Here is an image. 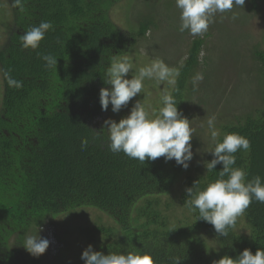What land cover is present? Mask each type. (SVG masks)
Instances as JSON below:
<instances>
[{"label": "trees", "instance_id": "1", "mask_svg": "<svg viewBox=\"0 0 264 264\" xmlns=\"http://www.w3.org/2000/svg\"><path fill=\"white\" fill-rule=\"evenodd\" d=\"M132 1L139 0H24L20 12L9 0L14 27L0 49V264H42L23 247L25 236L47 220L81 208L97 209L114 222L84 231L93 250L105 255L146 252L156 264H172L173 257L181 264H214L224 256L235 259L245 249L253 254L264 249V203L253 201L242 215L248 234L237 232V219L226 238L199 220L198 210L187 203L186 189L199 181L203 190L219 179L222 164L209 173L196 166L200 174L193 175L192 166L184 169L174 159L142 163L109 150L104 122L111 105L103 111L100 104L101 89L111 87L104 81L106 70L114 55L130 53L155 27L150 3L147 14L138 11L139 21L130 28L114 20L115 7L125 2L126 14ZM263 1L248 0V7L259 11ZM41 21L52 22L55 31L46 34L39 49H22L20 37ZM205 46V35L193 40L170 90L189 121L193 78L211 67ZM38 53L54 56L58 66L47 68ZM253 57L260 64L263 104L226 118L219 141L230 133L250 141L249 150L235 154L234 165L249 180L257 175L264 179V50L255 48ZM4 71L23 86L10 88ZM85 139L88 145L82 148ZM213 158L210 154L208 162ZM180 183L179 203L193 214L192 223L171 220L175 200L166 197ZM80 254L66 264H85Z\"/></svg>", "mask_w": 264, "mask_h": 264}, {"label": "clouds", "instance_id": "2", "mask_svg": "<svg viewBox=\"0 0 264 264\" xmlns=\"http://www.w3.org/2000/svg\"><path fill=\"white\" fill-rule=\"evenodd\" d=\"M176 7L180 10V32L188 31L193 36L203 35L215 22L216 14L233 12L234 8L243 7L245 0H175ZM12 6L20 12L25 11L24 0H12ZM222 19L226 18L223 15ZM232 19H236L233 14ZM55 31L52 22L41 21L38 26H33L20 37L22 49L37 50L49 31ZM59 42V41H58ZM38 56L45 61V66L54 69L58 66V60L52 55ZM134 65L129 56L114 55L108 66L104 79L110 88H102L100 91V104L103 111H108L112 106L114 113H119L123 107L145 91V79H155L166 85H175L176 77L180 73L169 67L162 59L156 58L149 65L141 67L138 73L131 79L126 76L132 72ZM4 80L10 88L19 89L23 82L14 79L10 71L3 72ZM203 80L202 74H196L193 78L194 85ZM178 91V89H177ZM163 107L158 115L151 106H146L142 101H137L132 107L130 115L122 118L118 123L112 119L104 122V128L108 132L107 143L109 150L114 153H123L129 158L138 159L144 163L146 160L155 161L164 157L166 162L176 161L178 166L184 169L189 167L193 159L191 139L195 128L192 121L184 117L178 110L175 96L165 87L162 90ZM216 116L208 117L207 124L211 129L212 139L215 141L219 132L215 127ZM94 131V130H93ZM96 132L99 136L100 132ZM88 145L87 139L81 143L82 148ZM250 141L238 133H230L224 136L222 142L215 145L211 152L214 158L206 162L207 173L222 164L219 171V179L199 189V181L194 186L186 189L187 201L190 206L199 212V220L211 224L218 236L228 237L229 228L236 225L238 217L243 215L253 201L264 203V179L257 175L247 179L248 173L236 164V153L250 149ZM225 177H227L225 179ZM198 220V221H199ZM40 229H38V232ZM54 241L53 237H49ZM56 245V243H54ZM50 241L39 235H26L23 247L33 256L39 257L48 250ZM82 260L85 264H156L155 258L150 253H127L94 251L92 246L83 252ZM172 264H181L179 257H173ZM214 264H264V249H258L255 254L250 249H245L237 258L224 256Z\"/></svg>", "mask_w": 264, "mask_h": 264}, {"label": "rangeland", "instance_id": "3", "mask_svg": "<svg viewBox=\"0 0 264 264\" xmlns=\"http://www.w3.org/2000/svg\"><path fill=\"white\" fill-rule=\"evenodd\" d=\"M147 3H150L149 10L154 12L156 18L155 27L145 39L136 42L130 53L125 54L129 56L134 65L132 72L126 76L127 79H131L133 74L138 73L139 68L149 65L156 58L162 59L169 67L178 71L187 57L193 40L198 37L203 38L205 35L204 55L211 67L208 66L210 70H205V73H202V69L196 73L202 74L203 80L196 82L192 96L191 123L195 132L190 141L193 159L188 167L192 166L191 174H200V171L206 170L205 164L209 161L216 143L220 141L223 126L227 122L226 118L231 119L234 115L248 113L263 104L259 90L261 74L258 69H260V64L253 57V51L257 47L264 50V1L260 4L259 11L256 12L249 9L248 0H245L244 6L234 8L233 12L216 14L215 22L210 25L209 30L197 36L189 34L188 31L183 33L179 31L180 10L176 7L175 0L132 1L127 4L128 8L132 9L126 14L123 12L125 2H122L115 7L113 18L117 23L124 24L125 29L130 28L139 21L138 11L147 14ZM0 6L3 8L2 12L0 11L1 49L13 30L14 17L9 0L7 2L0 0ZM233 14L236 15L234 20L232 19ZM222 15L226 18L222 19ZM1 77L0 74V84ZM144 87L145 91L137 94L119 113H114L111 106L107 120L112 119L118 123L122 118L130 115L137 101H143L146 106L150 105L151 109L155 110L154 114L158 115L162 106V90L167 87L170 92L173 85H166L155 79H145ZM231 96V100L225 99ZM213 115L216 116L215 127L219 132L215 141L212 139L211 129L207 124L208 117ZM196 166H200L199 172L195 170ZM183 190L184 184L180 183L166 197V199L175 200L173 208L170 209L171 220L175 223L179 221L192 223L193 214L179 203ZM97 224L115 225L108 215L97 209L81 208L47 220L35 231L30 230L28 235H39L50 241L48 250L39 256L42 264H66L74 261L79 252L81 254L78 259L82 257V253L90 244L84 231L94 228ZM238 224L237 232L249 233L242 215L238 217ZM38 229H40L39 232ZM49 237L54 238L53 243ZM208 241L212 244L211 240ZM60 255L61 260L58 259Z\"/></svg>", "mask_w": 264, "mask_h": 264}, {"label": "bare ground", "instance_id": "4", "mask_svg": "<svg viewBox=\"0 0 264 264\" xmlns=\"http://www.w3.org/2000/svg\"><path fill=\"white\" fill-rule=\"evenodd\" d=\"M15 109V108H14ZM24 123V122H23ZM6 149V148H5ZM51 186V185H50ZM32 196V195H31ZM36 198V197H35ZM38 199V198H37ZM84 216V215H83Z\"/></svg>", "mask_w": 264, "mask_h": 264}]
</instances>
